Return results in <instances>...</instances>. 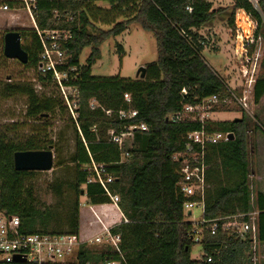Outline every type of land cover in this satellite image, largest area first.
Returning a JSON list of instances; mask_svg holds the SVG:
<instances>
[{
  "label": "trees",
  "instance_id": "obj_1",
  "mask_svg": "<svg viewBox=\"0 0 264 264\" xmlns=\"http://www.w3.org/2000/svg\"><path fill=\"white\" fill-rule=\"evenodd\" d=\"M92 3L108 16L119 14V19L113 21L111 28L101 30L97 35L91 34L88 29L93 24ZM225 8H214L209 0H52L41 3L39 26L42 28L47 26L55 9L71 10L75 14L72 25L74 40L69 45L73 55L69 63L80 67L79 79L75 82L80 96L76 120L69 116L76 141V150L70 156V161L77 167L72 187L81 195V187L84 186L83 193L91 205L83 206L77 199L65 222L60 219L57 210L39 205L32 188L26 189L24 185L25 179L36 171L16 170L13 156L18 150L46 149L44 142L32 136L25 143L16 144L0 132V211L18 215L25 232L76 233L81 239L102 230L97 215L106 225L120 222L121 216L109 202L104 189L87 183L88 172L83 167L90 162L91 155L96 162L108 165V170L117 176L114 187L121 197V210L129 220V223H122L116 229L122 236L120 248L125 258L122 264H246V260H251L252 237L249 235L242 239L225 232L216 235L205 232L201 242L202 258H191L192 247L196 243L192 238L193 223L184 214L187 199L177 189L180 163L173 155L183 151L184 135L199 129L200 125L173 124L168 120L169 115L180 110L182 105L196 104L212 95H218L222 100L224 95L229 94L223 79L203 57L201 49L205 47L201 42L204 38L198 32L211 26ZM237 8L252 13L258 22L257 35L260 32L264 34L262 16L248 0H233L232 14ZM261 9L264 11V0ZM131 25L152 32L157 40L159 56L144 65L145 77L93 76L92 67L101 58L102 43L111 35L122 34ZM37 41L36 37L31 46L24 47L28 53V63L23 65L26 69L36 68L39 63ZM86 47L91 49L83 64L79 57ZM120 51H123L122 47ZM0 59L7 60L3 56ZM10 79L6 83L0 81V98L26 96L30 117H46L56 105H63L57 96L39 95L29 82L13 83ZM44 86L49 87L47 84ZM183 89L186 93L182 92ZM126 93L131 95V102L125 100ZM92 99L103 108L115 111L131 106L138 110V116L132 121L148 124L147 131L137 133L136 146L127 159L121 161L119 149L108 142L107 136L108 128L119 130L124 122L117 116L107 118L102 109H90ZM253 100L258 106L264 100V74L256 79ZM62 109L68 111L65 106ZM261 111L255 113V123L246 115L232 121H211V130L233 133L234 138L210 146L207 160L210 164L220 162L223 171L229 173L226 175L234 178V183H223L214 191L207 190L205 205L207 219L256 211V240L264 242V191L259 189L253 198L248 149L250 132L254 134L256 144L257 140L260 143L261 148L257 145L258 149L264 148V107ZM94 126L96 131H93ZM63 187L62 183H57L52 189L61 195ZM85 211L94 221L87 234H83L82 212ZM110 211L117 215V219H112ZM204 254L212 255V261L207 262ZM106 256L121 259L117 253H104V249L94 252L82 248L71 261L43 264H97Z\"/></svg>",
  "mask_w": 264,
  "mask_h": 264
},
{
  "label": "built area",
  "instance_id": "obj_2",
  "mask_svg": "<svg viewBox=\"0 0 264 264\" xmlns=\"http://www.w3.org/2000/svg\"><path fill=\"white\" fill-rule=\"evenodd\" d=\"M81 1L90 2L92 0ZM248 1L252 8L262 15L261 3L263 0ZM43 2H52V0H0V56L6 58L4 47L5 36L8 32H19L20 44L23 49L26 46H31L34 38L37 37L40 49L39 63L36 68L26 69L34 74L28 82L33 84L36 91V87L46 89L45 84L55 88L63 105L76 120L80 91L75 82L79 79L80 67L69 63L73 55L69 45L74 40L72 25L75 21V14L71 10L55 9L48 19L47 26L42 28L39 26V19ZM187 8L191 10L190 7ZM262 19L264 30V16ZM235 24V47L233 50L231 48V51L242 62L240 78L243 96H235L234 89L232 90L228 85L226 87L236 97L241 108L247 114H251L250 108L254 103L253 91L257 79V63L264 44V34L260 32L257 35L258 22L252 13L244 8L236 9ZM205 43V39L202 40L201 44L205 45ZM182 92L186 93V89H183ZM124 98L127 102H131V95L128 93L124 94ZM219 100L218 95H212L196 104L182 105L180 110L171 113L168 117L170 123L173 124L197 123L200 125L199 129L184 135L183 151L173 155L174 159L180 163L177 170V189L187 199L184 203V214L190 219H195V222H191L193 223L192 238L196 243L203 241L205 232L210 235L225 232L242 239H246L250 235L253 240L257 232L256 211L219 215L212 219L206 217L205 198L209 187L207 151L212 145L230 140V132L210 129L212 115ZM89 105L92 110L102 109L107 118L117 116L120 121L124 122L119 130L114 127L108 128V142L119 149L121 161L131 156L132 149L136 146L137 133L149 129L145 122L132 121L138 116V110L131 106L128 109L117 111L105 109L95 99H92ZM96 130L97 127L94 126L93 131ZM90 157V162L83 167L88 172L87 183L100 185L104 189L109 202L120 214L121 221L113 225H106L97 215L103 223L102 230L87 239H81L76 233L25 232L18 215L0 211V263L15 262L17 257L25 259L27 263L35 264L67 262L73 260L82 248L104 249V253L111 255L117 253L121 256L119 260L106 256L100 264H122L125 262L120 248L122 236L116 229L122 223H129V220L121 210V197L114 187L117 176L108 170V165L98 163L91 155ZM195 208L200 209L198 221L192 215ZM189 211H191L190 215H188ZM204 256L207 262L213 259L212 255L204 254Z\"/></svg>",
  "mask_w": 264,
  "mask_h": 264
},
{
  "label": "rangeland",
  "instance_id": "obj_3",
  "mask_svg": "<svg viewBox=\"0 0 264 264\" xmlns=\"http://www.w3.org/2000/svg\"><path fill=\"white\" fill-rule=\"evenodd\" d=\"M212 2L221 4L226 8L220 17L216 18L214 23L209 26L210 28L203 31L206 43L203 45L205 48L201 49V53L209 66L223 79L225 86L228 85L232 90L234 89L233 92L235 96H243V86L240 78L242 62L233 54V51H231V48L233 50L235 47L236 28V10L234 14H232L231 9L233 0H212ZM105 4L106 3H103V5ZM91 5H93L91 16L93 24L88 26L91 34L97 35L101 30L111 28L113 21L119 19V14L113 13L108 16L104 11L97 10L94 6L96 5L95 3ZM262 15L264 16V11ZM222 46H225V48H222ZM120 47L123 48V51H120ZM90 49V47H86L80 54L79 60L81 63L84 64ZM100 49L101 58L98 59L92 67V75L96 77L121 76L124 78L136 79L139 78L137 77L138 69L147 63L155 61L159 56L155 35L137 25H131L128 30L120 35H111L107 37ZM263 59L264 44L257 63V77L260 74H264ZM33 76V72L26 70L20 62L0 59L1 82L6 83L9 81L10 77L13 83L22 81L28 82ZM36 88L39 95L57 96L59 101L62 102L55 88ZM228 93L229 94L224 95V98L219 100L216 104L219 112H225L218 114V116L214 114L213 116L215 119L217 116V121H232L246 115L252 123H255L254 115L257 110L261 111L264 107V100L261 101L259 106L252 103L250 108L251 114H247L237 102L236 97L229 91ZM27 104L28 98L26 96L18 95L11 98H0V132L5 133L7 139L16 144H23L29 137L35 136L42 139L46 146L45 148L53 146V169L49 171H36L35 174L25 179L24 185L26 189L32 188L34 198L39 205L57 210L60 219L65 222L71 214L73 203L77 199L81 205L91 204L85 192L83 193L84 186L81 187V195H78L72 187L76 180L77 167L70 161V156L76 150L75 132L69 117L71 115L69 111L62 109L65 105H56L50 112L51 114H48L46 117H30L27 113ZM262 114L264 116V113ZM253 135V133H250V138L248 140L250 168L252 170V194L257 191V185H264V148L263 150L258 149L257 145L260 147V143L257 140L256 144ZM262 139L264 141V137ZM262 151L263 154L261 155ZM212 182L215 183L216 188L218 187L217 184L220 186L223 185L222 183L226 185L233 184L234 178L228 176L219 182L216 180V175H213ZM57 183H62L64 185L61 195L56 194L52 189L53 184L56 185ZM212 189H214V186H210L208 190L211 191ZM111 213L112 219H117V215L113 214V211H110V214ZM87 215V211L82 212V220L84 222L83 234H87L88 228L94 223L93 219ZM192 215L198 221L200 209H193ZM187 220L195 222L194 218L190 219L187 217ZM108 221L110 222L111 220ZM101 225H103L102 222ZM254 247L255 252L252 253L250 257L251 260L248 259L245 263L264 264V243L256 240L252 245V248ZM92 251L96 252L97 249H92ZM202 256L203 250L201 243H195L192 247L191 258L199 260ZM97 264L100 263L98 262Z\"/></svg>",
  "mask_w": 264,
  "mask_h": 264
},
{
  "label": "water",
  "instance_id": "obj_4",
  "mask_svg": "<svg viewBox=\"0 0 264 264\" xmlns=\"http://www.w3.org/2000/svg\"><path fill=\"white\" fill-rule=\"evenodd\" d=\"M5 57L13 59L21 64L28 63V53L21 47L20 34L16 31H10L5 36ZM146 68L142 66L137 71V77L144 78ZM230 140L234 138V134L230 133ZM14 166L16 170L25 171H49L53 169L54 153L52 146L46 149L37 150H18L13 156ZM191 211L188 212V215ZM15 262H25V259L20 257L15 258Z\"/></svg>",
  "mask_w": 264,
  "mask_h": 264
},
{
  "label": "crops",
  "instance_id": "obj_5",
  "mask_svg": "<svg viewBox=\"0 0 264 264\" xmlns=\"http://www.w3.org/2000/svg\"><path fill=\"white\" fill-rule=\"evenodd\" d=\"M209 1H212V0H209ZM215 2H213V4H214ZM219 6H222L221 4H214V8H218ZM208 28H210V27H204V28H201L198 32L201 34V35H203V31L204 30H206V29H208ZM203 38H204V36H203ZM222 48H225V46H222ZM224 50V49H223ZM223 112H225V111H221V112H219V110H217V108L215 109V112L213 113V115L214 114H217V116H218V114H220V113H223ZM212 115V121H215V122H217V120H218V117L216 116V119H215V117ZM251 133V132H250ZM208 164H209V169H208V173H207V182H208V186L210 187V186H214V189H213V191L215 190V183H213L212 182V179H213V175H216V180L217 181H221V180H223L225 177H228L227 175L229 174H227V172H224L223 171V168H222V166L220 165V162L218 163V164H210L209 162H208ZM227 174V175H226ZM258 180V179H257ZM261 180H263V179H261ZM221 184V183H220ZM223 184V183H222ZM225 184V183H224ZM217 186H219V184H217ZM258 187H257V191L259 190V189H262V191H264V185H257ZM209 187H208V189H209ZM207 189V190H208ZM257 191L254 193V194H252V196H253V198H255V195H256V193H257ZM253 240V239H252ZM256 241V237H255V239L252 241V245H253V243ZM261 243H264V242H261ZM203 250V249H202ZM255 252V247L253 248V253Z\"/></svg>",
  "mask_w": 264,
  "mask_h": 264
}]
</instances>
